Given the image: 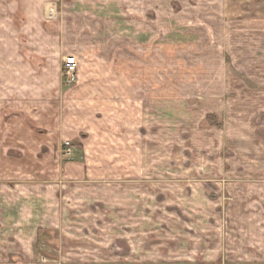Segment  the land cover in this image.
Returning <instances> with one entry per match:
<instances>
[{"label": "rangeland", "instance_id": "obj_1", "mask_svg": "<svg viewBox=\"0 0 264 264\" xmlns=\"http://www.w3.org/2000/svg\"><path fill=\"white\" fill-rule=\"evenodd\" d=\"M0 264H264V0H0Z\"/></svg>", "mask_w": 264, "mask_h": 264}, {"label": "built area", "instance_id": "obj_2", "mask_svg": "<svg viewBox=\"0 0 264 264\" xmlns=\"http://www.w3.org/2000/svg\"><path fill=\"white\" fill-rule=\"evenodd\" d=\"M66 71L65 74L67 75L69 81H74V77L78 68V61L75 57L67 59L65 62Z\"/></svg>", "mask_w": 264, "mask_h": 264}, {"label": "bare ground", "instance_id": "obj_3", "mask_svg": "<svg viewBox=\"0 0 264 264\" xmlns=\"http://www.w3.org/2000/svg\"><path fill=\"white\" fill-rule=\"evenodd\" d=\"M51 12H53V10L51 9ZM49 14H51V13H49Z\"/></svg>", "mask_w": 264, "mask_h": 264}]
</instances>
